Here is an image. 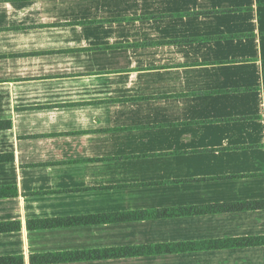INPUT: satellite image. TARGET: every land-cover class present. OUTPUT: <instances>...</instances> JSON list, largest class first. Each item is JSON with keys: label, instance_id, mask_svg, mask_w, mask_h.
I'll use <instances>...</instances> for the list:
<instances>
[{"label": "crops", "instance_id": "0c3cea01", "mask_svg": "<svg viewBox=\"0 0 264 264\" xmlns=\"http://www.w3.org/2000/svg\"><path fill=\"white\" fill-rule=\"evenodd\" d=\"M0 264H264V0H0Z\"/></svg>", "mask_w": 264, "mask_h": 264}]
</instances>
